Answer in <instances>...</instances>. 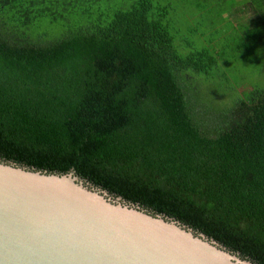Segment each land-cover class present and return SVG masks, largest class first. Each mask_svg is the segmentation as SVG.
<instances>
[{
    "label": "trees",
    "instance_id": "16d2710c",
    "mask_svg": "<svg viewBox=\"0 0 264 264\" xmlns=\"http://www.w3.org/2000/svg\"><path fill=\"white\" fill-rule=\"evenodd\" d=\"M207 1L264 18V0ZM175 3L0 0V160L73 172L264 264V87L209 114L220 58L182 40Z\"/></svg>",
    "mask_w": 264,
    "mask_h": 264
},
{
    "label": "water",
    "instance_id": "95a60500",
    "mask_svg": "<svg viewBox=\"0 0 264 264\" xmlns=\"http://www.w3.org/2000/svg\"><path fill=\"white\" fill-rule=\"evenodd\" d=\"M0 264H253L79 179L0 160Z\"/></svg>",
    "mask_w": 264,
    "mask_h": 264
},
{
    "label": "rangeland",
    "instance_id": "374dc122",
    "mask_svg": "<svg viewBox=\"0 0 264 264\" xmlns=\"http://www.w3.org/2000/svg\"><path fill=\"white\" fill-rule=\"evenodd\" d=\"M175 1L182 40L193 48L203 49L209 45L219 55L223 69L219 73L224 77L212 79V83L201 87L204 90L199 93L202 100L210 103L209 114L220 111L219 116H222L223 110L231 106L232 99L235 101L238 98V92H248L256 86L264 87V18L256 20L255 14L242 8V4L219 13L209 1ZM226 77L229 80H225ZM190 91L196 94L195 87H191Z\"/></svg>",
    "mask_w": 264,
    "mask_h": 264
}]
</instances>
